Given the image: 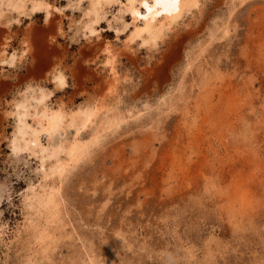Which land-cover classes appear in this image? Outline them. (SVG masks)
Segmentation results:
<instances>
[{
    "label": "rangeland",
    "instance_id": "rangeland-1",
    "mask_svg": "<svg viewBox=\"0 0 264 264\" xmlns=\"http://www.w3.org/2000/svg\"><path fill=\"white\" fill-rule=\"evenodd\" d=\"M35 1L0 0V264H264V0L153 34L126 0H42L40 67Z\"/></svg>",
    "mask_w": 264,
    "mask_h": 264
},
{
    "label": "bare ground",
    "instance_id": "bare-ground-1",
    "mask_svg": "<svg viewBox=\"0 0 264 264\" xmlns=\"http://www.w3.org/2000/svg\"><path fill=\"white\" fill-rule=\"evenodd\" d=\"M41 1L42 0H40V1L36 0L33 3L32 10L36 12V11L42 9V8H46V14H45V16H46V19H47L51 15V12L47 10V7H43V3ZM97 1H99V0H94V4ZM191 1L192 0H178V3H174L173 0H160V3L157 4L156 3V0H149V3L152 4L153 5V8H154V10H153L152 13H147L146 11H141V0H126V2H124L123 4L125 5V10L127 12H129L131 15H132L133 9H135L138 12H140V16L139 17L132 15L133 21H136V22H140L141 23V25H136L135 26L134 33L133 34H139L140 32H144V31H147V34H148V32L151 31V33H152V31H154L156 29L155 28V23L157 21L160 23V22L165 21V20H177L182 15L184 9H186L185 7H187L189 4H191ZM195 2H196V0H195ZM92 4H93V2H92ZM193 4H194V2H193ZM94 6H97V5H94ZM90 9L92 10V6H91ZM157 13H158V15H157ZM141 17H146V18H141ZM159 31H161V30H159ZM154 36H155V34H154ZM32 39H33V44H34V48H33L34 49V53L33 54H34V57L36 58V63L39 66L40 65H43L45 63V59L47 57H46L45 51H42V50H45V49H42L43 48V45H44V41L40 37V32L34 29L32 31ZM176 46H177V44L175 43V44H173L172 46L169 47V50L170 51H169L168 55H164V57H163L164 59H163V62L162 63H164V64L169 63V61L172 58L173 53L175 52L174 51V48ZM13 58H14V55L12 53V54H10V56L8 58L9 62L8 61L7 62L8 63H12ZM164 64H162L161 67L159 66L158 69L154 70V73L157 74V75H159V73L163 72L164 69L162 68V66ZM36 71H37V69H36ZM56 78H57V80H58V82H59L60 85H62V86L65 85V81H64L63 76L57 75ZM60 78L63 79V84L60 83ZM46 97L47 96L42 93L41 96H40L39 101L42 102L43 100H45ZM41 114H42L41 117L42 116L45 117L46 126L44 128L46 129V131L48 133H51V131H54V130L57 131L56 129L61 125L60 124V121H61V115H60V113H58L57 111H54V112H52L50 114H48V113L47 114L46 113H41ZM54 114H58V116H59V119L58 120H52V119H50L51 117H53ZM23 116H25V114ZM88 116L86 117V119H88ZM90 116H91V114H90ZM38 128L40 129V127H38ZM59 129H60V127H59ZM24 131H22V129L19 130V132L21 133V135L25 134ZM35 131H37V130L35 129ZM34 134L35 135L33 136V138L30 141H32L35 144H38V136H37V133L34 132ZM38 134H40V133H38ZM15 139H16V137H15ZM77 149H78V147L73 146L69 150L70 152L68 154H70V155L73 154V152L75 150H77Z\"/></svg>",
    "mask_w": 264,
    "mask_h": 264
},
{
    "label": "crops",
    "instance_id": "crops-1",
    "mask_svg": "<svg viewBox=\"0 0 264 264\" xmlns=\"http://www.w3.org/2000/svg\"><path fill=\"white\" fill-rule=\"evenodd\" d=\"M86 1L87 0H83V2H86ZM51 18H52V16H49V18H47V20H44V22H43V24H42V26H41L40 29H36L35 28V30H37V31L40 32V37L42 38V40L44 42L49 41V39L52 36V34L55 35V36H60L61 35V27H60V24L56 20H54V19L51 20ZM45 54H46V51H45ZM46 57H47V54H46ZM58 60L60 61V59H58ZM58 60H57V58L55 59L53 57L52 62L55 63ZM45 62H46V59H45Z\"/></svg>",
    "mask_w": 264,
    "mask_h": 264
},
{
    "label": "snow or ice",
    "instance_id": "snow-or-ice-1",
    "mask_svg": "<svg viewBox=\"0 0 264 264\" xmlns=\"http://www.w3.org/2000/svg\"><path fill=\"white\" fill-rule=\"evenodd\" d=\"M174 3H178V0H173ZM156 3L159 4L160 0H156ZM154 10L153 5L149 3V0H141V11H146L147 13H152ZM132 15L133 16H140V12L136 11L135 9H133L132 11ZM158 15V13H157ZM141 18H146V17H141ZM60 83L63 84V79L60 78ZM50 119L52 120H58L59 116L58 114H54L53 117H51Z\"/></svg>",
    "mask_w": 264,
    "mask_h": 264
}]
</instances>
